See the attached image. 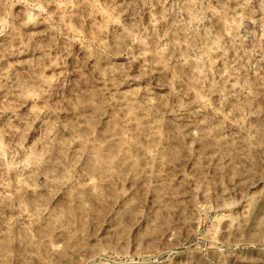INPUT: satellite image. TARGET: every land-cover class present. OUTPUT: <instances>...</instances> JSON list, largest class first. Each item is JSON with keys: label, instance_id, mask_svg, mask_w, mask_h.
<instances>
[{"label": "rangeland", "instance_id": "rangeland-1", "mask_svg": "<svg viewBox=\"0 0 264 264\" xmlns=\"http://www.w3.org/2000/svg\"><path fill=\"white\" fill-rule=\"evenodd\" d=\"M0 264H264V0H0Z\"/></svg>", "mask_w": 264, "mask_h": 264}]
</instances>
